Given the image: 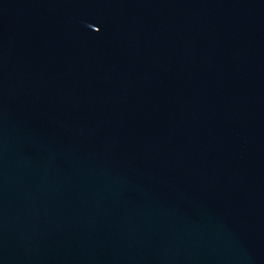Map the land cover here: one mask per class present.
<instances>
[{
	"label": "water",
	"instance_id": "95a60500",
	"mask_svg": "<svg viewBox=\"0 0 264 264\" xmlns=\"http://www.w3.org/2000/svg\"><path fill=\"white\" fill-rule=\"evenodd\" d=\"M0 264H264V0H0Z\"/></svg>",
	"mask_w": 264,
	"mask_h": 264
}]
</instances>
